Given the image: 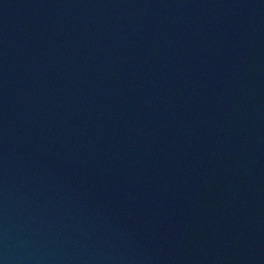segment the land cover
<instances>
[{
	"label": "water",
	"instance_id": "water-1",
	"mask_svg": "<svg viewBox=\"0 0 264 264\" xmlns=\"http://www.w3.org/2000/svg\"><path fill=\"white\" fill-rule=\"evenodd\" d=\"M0 264H264V0H0Z\"/></svg>",
	"mask_w": 264,
	"mask_h": 264
}]
</instances>
